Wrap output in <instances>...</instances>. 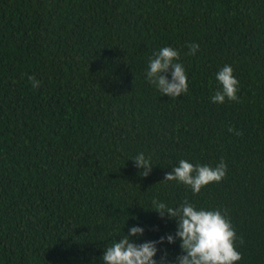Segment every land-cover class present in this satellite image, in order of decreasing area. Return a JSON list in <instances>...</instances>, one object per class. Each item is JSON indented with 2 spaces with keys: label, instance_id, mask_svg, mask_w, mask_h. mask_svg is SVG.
<instances>
[{
  "label": "trees",
  "instance_id": "1",
  "mask_svg": "<svg viewBox=\"0 0 264 264\" xmlns=\"http://www.w3.org/2000/svg\"><path fill=\"white\" fill-rule=\"evenodd\" d=\"M163 46L188 75L176 98L145 79ZM225 64L239 101L213 104ZM181 158L226 175L193 194L163 180ZM153 198L220 209L238 264H264V0H0V264H101L127 216L138 243L174 233Z\"/></svg>",
  "mask_w": 264,
  "mask_h": 264
},
{
  "label": "clouds",
  "instance_id": "2",
  "mask_svg": "<svg viewBox=\"0 0 264 264\" xmlns=\"http://www.w3.org/2000/svg\"><path fill=\"white\" fill-rule=\"evenodd\" d=\"M199 44L192 42L188 46V55H196ZM170 79L165 73H169ZM214 78L219 87L210 97L213 104L228 101H239V81L233 74V68L225 64L215 73ZM145 79L161 95L176 98L188 92V75L180 53L172 46H163L153 52L148 60ZM33 88L40 86V81L34 76H28ZM231 131V129H229ZM128 160L140 170V176H146L153 167V163L144 152H138ZM227 165L223 158L214 166L193 163L187 159H179L165 174L163 180L175 181L189 188L193 194L212 183H219L226 175ZM149 210L154 211L160 218L175 222L174 233L159 236L156 240H140L144 235V227L136 224L128 227L127 234L122 232L123 226L116 230L119 239H110L103 247L99 257L101 264H238L241 253L236 249L237 235L234 227L220 209L197 206L187 199L172 205L153 198ZM179 242L181 254L174 259L168 258L165 245ZM160 253L157 257V253Z\"/></svg>",
  "mask_w": 264,
  "mask_h": 264
}]
</instances>
